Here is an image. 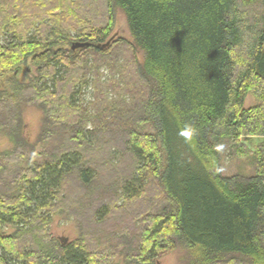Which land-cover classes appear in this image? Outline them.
Listing matches in <instances>:
<instances>
[{"label": "trees", "instance_id": "trees-1", "mask_svg": "<svg viewBox=\"0 0 264 264\" xmlns=\"http://www.w3.org/2000/svg\"><path fill=\"white\" fill-rule=\"evenodd\" d=\"M89 1L0 0V133L12 144L0 153V264H155L177 247L194 252L190 264H264V0H102L103 16ZM116 7L144 53L138 74L151 87L136 125L151 133H104L76 107L82 53H107L112 43L97 47ZM31 67L37 77L22 84ZM248 94L257 104L245 110ZM26 106L43 114L40 139L57 141L40 154L21 135ZM241 140H256L252 175L222 177V143L243 154ZM116 145L130 159L116 179L127 200L162 196L141 200L152 208L134 212L140 228L128 239L96 231L107 209L94 210L93 185ZM75 203L87 210L79 238H52V218H77Z\"/></svg>", "mask_w": 264, "mask_h": 264}, {"label": "rangeland", "instance_id": "rangeland-1", "mask_svg": "<svg viewBox=\"0 0 264 264\" xmlns=\"http://www.w3.org/2000/svg\"><path fill=\"white\" fill-rule=\"evenodd\" d=\"M89 2L88 12L91 15H93L94 9L97 10L98 14L104 15L102 0H90ZM258 8L260 9V6ZM88 18L92 19L90 16ZM101 21L104 22L105 18L103 17ZM69 34L72 41H77L74 39L75 33L73 31H69ZM109 39L112 44L106 54L95 53L92 49L82 53L83 76L76 88V107L82 108L88 116H94L93 122L96 123L97 121L95 124L96 128H101L104 133L105 131L111 133L112 131L131 128H136L138 132L151 133L153 131L151 125H136V121L140 116V112L137 111L138 104L145 99L151 87L150 83L138 74L144 62V53L135 46L125 15L117 7L113 10V24ZM24 70L22 69L19 74V81L22 84H26L37 77L34 67H31L32 72L30 74H26ZM44 83L48 87L51 86V81L49 80L41 81L39 86ZM256 104L257 101L254 96L248 94L245 98L243 109H249ZM21 120V135L32 146L34 152L40 154L44 148L48 150L57 144L56 138H50L46 141L40 139L43 127V114L40 110L33 106H26L22 109ZM86 128L90 130L92 123L88 122ZM121 136H118L117 140ZM115 142L118 144V141ZM240 142L243 145L241 147L244 151L243 154L237 152L238 147L232 142L222 143L219 162L220 175L222 177H249L252 175L251 153H247V148L253 150L256 140L253 144L248 143L249 145L243 140ZM11 149L12 144L7 136L0 133V153ZM109 154L106 157L105 164L98 169V176L92 190L96 198L93 205L94 210H97L100 206L107 209L103 225H97L96 231L98 229L100 231L108 230L112 234L110 237H125L128 239L130 234H135L140 228L141 217L135 215L134 212L144 213L152 208L147 210L146 205L141 203V200L147 198L149 204L156 203V205H159V203H162V196L157 192L149 191L145 196L140 197L141 200H133L132 204V201L127 200L122 194L119 187L121 186L120 183H116L117 175L122 174V171L130 165L129 156L121 148H117V145L109 149ZM153 185L155 186V184ZM74 186L72 187L74 188ZM70 195L72 194L63 192V196L67 198ZM142 201L145 202L144 200ZM70 209L79 210L76 213L77 218L73 216L69 218L64 215L55 216L52 218L48 228V234L52 238L66 239L69 244L79 238L80 229L81 227L84 228V222L82 225L79 217L82 218L87 211L86 208L83 210L77 208V203L71 204ZM94 221L93 224H95ZM4 231L11 233L12 229L6 226ZM103 247L104 245H101L99 249ZM193 257L194 252L191 249L177 247L159 256L155 264H190L194 259ZM114 262L123 264L119 256L114 258ZM229 262L233 263L231 259L226 258L223 263L228 264Z\"/></svg>", "mask_w": 264, "mask_h": 264}, {"label": "water", "instance_id": "water-1", "mask_svg": "<svg viewBox=\"0 0 264 264\" xmlns=\"http://www.w3.org/2000/svg\"><path fill=\"white\" fill-rule=\"evenodd\" d=\"M111 43V40L109 39L105 44H103V45H101L100 47H97V48H101V49H104V48H106L109 44ZM87 43H80V42H74V43H72V45H71V50L72 51H75V50H77V49H82V48H85V47H87ZM62 242H64V243H66L67 242V240L66 239H60Z\"/></svg>", "mask_w": 264, "mask_h": 264}]
</instances>
